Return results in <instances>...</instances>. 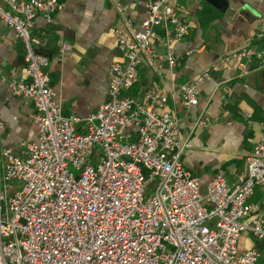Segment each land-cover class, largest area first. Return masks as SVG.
I'll use <instances>...</instances> for the list:
<instances>
[{
    "label": "built area",
    "instance_id": "1",
    "mask_svg": "<svg viewBox=\"0 0 264 264\" xmlns=\"http://www.w3.org/2000/svg\"><path fill=\"white\" fill-rule=\"evenodd\" d=\"M61 8L59 0H0V20L26 49L25 72L10 78L9 89L32 100L38 129L22 155L0 153V264H257L258 249L236 245L242 232L264 242V204L250 200L256 186L264 192V120L249 140L244 171L232 173L233 186L215 173L203 195L183 166L188 144L168 95L153 84L143 100L125 93L141 65L155 63L158 47L176 64L174 44L190 23L169 0H146L139 26L125 18L128 32L115 31L122 59L111 67L109 98L81 117L64 113L46 71L52 57L36 50L31 36L39 14L51 19ZM255 37L264 39V24ZM226 57L241 77L253 59L264 64V41ZM216 70L213 64L183 86L181 109L198 104L201 81ZM238 114L252 118L246 109Z\"/></svg>",
    "mask_w": 264,
    "mask_h": 264
},
{
    "label": "crops",
    "instance_id": "2",
    "mask_svg": "<svg viewBox=\"0 0 264 264\" xmlns=\"http://www.w3.org/2000/svg\"><path fill=\"white\" fill-rule=\"evenodd\" d=\"M59 1L62 8L51 19L37 16L31 36L35 47L52 57L46 71L64 113L86 116L109 98L111 67L122 59L115 31L128 32L125 18L139 26L148 15L146 0ZM169 2L191 25L189 34L174 44L176 64L170 67L164 50L158 47L155 63H143L137 83L125 93L143 100L151 84L164 91L168 95L167 109L179 115V133L188 144L187 166L203 171L214 166L212 174L204 179L211 178L216 169L225 170L232 187V173L244 171L245 153L252 147L249 140L259 136V123L264 120V64L253 59L249 72L239 77L234 62L226 56L235 49L264 41L255 37L264 24V0H228L224 12L207 0ZM117 4L125 9L120 11ZM65 45L62 59L58 60ZM25 55L22 40L0 20V153L10 148L22 155V143L38 135L32 100L12 94L8 85L12 76L24 74ZM213 64H217V70L201 81L198 104L181 109L183 86ZM83 96H91L93 105L77 112L69 107ZM241 109L252 113L251 120L238 114ZM199 121L206 123L198 125ZM250 200L264 204V192L259 186ZM258 248L264 264V242Z\"/></svg>",
    "mask_w": 264,
    "mask_h": 264
},
{
    "label": "rangeland",
    "instance_id": "3",
    "mask_svg": "<svg viewBox=\"0 0 264 264\" xmlns=\"http://www.w3.org/2000/svg\"><path fill=\"white\" fill-rule=\"evenodd\" d=\"M91 96H83L82 98H80L78 101H72L71 102V106L69 105V107L73 108L74 110L77 111H82V110H85L87 108H89L91 105ZM78 115V114H77ZM81 116V114L79 115ZM87 116V115H86ZM81 117H85V116H81ZM121 142H125L126 139H121L120 140ZM97 148H101V147H97ZM187 149V147L185 148ZM185 155H186V150L185 152L183 153L182 155V163H183V166L185 168H188V170L197 177L199 183L201 184L202 186V189H201V192L203 195L206 194V184L208 183L210 177H208L207 179H204L203 177L205 176H208V174H212V168L214 166L211 165V167L205 169L204 171L200 168H197V167H192V166H187V164L185 163ZM2 157H1V162H2ZM98 159H94L93 161V165H96L98 163ZM217 172L215 173H220L222 175H224L228 185L229 183L231 182V180L228 179V176H227V171L225 170H220V169H216ZM213 173V174H215ZM13 185L19 187L21 185V182L19 180H16L14 181ZM152 189L151 188H147L146 189V196H149L152 194ZM205 202V201H204ZM3 207H4V212L7 214L8 217L11 216V212L9 211V206H8V203H7V200L4 201L3 203ZM262 242L260 240H257L256 238H254L250 233L248 234L247 232H242L240 234V238H239V241L237 243V249L238 251H241L243 249H248V248H256L258 247V244ZM259 251V250H258ZM257 264H262V257H261V254H260V251H259V257H258V262Z\"/></svg>",
    "mask_w": 264,
    "mask_h": 264
},
{
    "label": "water",
    "instance_id": "4",
    "mask_svg": "<svg viewBox=\"0 0 264 264\" xmlns=\"http://www.w3.org/2000/svg\"><path fill=\"white\" fill-rule=\"evenodd\" d=\"M207 2L217 9L218 11L224 12L228 7V0H207Z\"/></svg>",
    "mask_w": 264,
    "mask_h": 264
},
{
    "label": "trees",
    "instance_id": "5",
    "mask_svg": "<svg viewBox=\"0 0 264 264\" xmlns=\"http://www.w3.org/2000/svg\"><path fill=\"white\" fill-rule=\"evenodd\" d=\"M36 48V50H38V51H40V52H43V53H46V54H48L47 52H44V51H42V50H40L38 47H35ZM48 55H50V54H48ZM51 56V55H50ZM257 249L259 250V248L257 247Z\"/></svg>",
    "mask_w": 264,
    "mask_h": 264
}]
</instances>
